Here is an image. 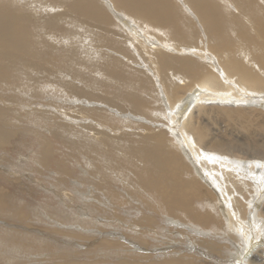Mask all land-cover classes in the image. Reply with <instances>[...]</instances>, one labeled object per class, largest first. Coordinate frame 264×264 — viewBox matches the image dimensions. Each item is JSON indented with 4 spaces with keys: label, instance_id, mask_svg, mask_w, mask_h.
Returning a JSON list of instances; mask_svg holds the SVG:
<instances>
[{
    "label": "bare ground",
    "instance_id": "1",
    "mask_svg": "<svg viewBox=\"0 0 264 264\" xmlns=\"http://www.w3.org/2000/svg\"><path fill=\"white\" fill-rule=\"evenodd\" d=\"M62 22L70 60L82 52L81 68L115 85L128 80L133 92L117 91L120 104L101 101L91 84L90 98L70 96L69 135L85 147L118 149L126 161L112 164L98 152L102 166L90 157L86 169L77 164L70 187L66 169L52 172L51 195L84 201L93 216L128 208L125 230L97 231L101 247L143 251L119 264H264V0H0V80L2 62L33 57L31 24L59 40ZM1 124L0 147L11 137ZM49 150L35 156L44 169ZM8 201L0 190V264L56 258L46 238L6 224ZM9 216L26 218L22 210ZM32 235L34 246L21 244Z\"/></svg>",
    "mask_w": 264,
    "mask_h": 264
},
{
    "label": "rangeland",
    "instance_id": "2",
    "mask_svg": "<svg viewBox=\"0 0 264 264\" xmlns=\"http://www.w3.org/2000/svg\"><path fill=\"white\" fill-rule=\"evenodd\" d=\"M29 30L32 34L29 52L33 54V57L26 58L28 61L24 65H11L8 64L9 61L7 60L2 62L4 69L2 79L0 80V120L3 119V122H0V124L9 123L8 128L11 135L8 142L0 147V190L7 196L10 206L6 212L8 216L4 217L7 223L4 222L6 224L14 223V226H10L14 229L22 227V232L28 235L32 230L30 234L34 231L35 237L43 238L44 240L46 238L51 243H46V246L51 248L48 250L50 252L53 251V254L55 252L56 255L58 254L56 258L52 257L50 260H46L47 257L44 254L42 257L37 258L38 262L33 260L35 258L33 255H30L29 257L32 258H26L27 262L24 264L124 263L121 260H124L125 255H130L134 252L143 253V251L133 247L130 243L128 244V250H111L101 247L98 232L104 230L112 233L117 230L116 227L118 226H124L125 228L120 229L125 230L127 219L129 218V213H127L128 208L125 206L121 207L125 211L115 214L114 212H110L111 210L108 211L109 208L104 207L102 213L93 216V214L85 210L84 201L76 200L74 202L71 200L67 201L63 196L61 198L53 197L51 194L55 186H53L52 182L56 183V181H51V179L54 177L52 172L60 175L66 169L68 174L66 177L64 176L66 180L65 185H71V179H76L81 174V170L79 166L77 167V164L83 165V169H86L84 165L85 159H89L88 157L96 160V163L102 166V157L98 154L96 155L98 152L103 155L105 153L111 163L113 162L114 164L118 162V164H122L126 161L124 156L118 153V149L103 150L105 148L103 147L99 150L96 146V148L93 145L85 147L80 141H76L75 136L69 135L68 131L72 134L73 130L70 125L65 123L63 113L65 112L71 118L76 116L74 107L68 100H71L70 96L73 95L79 96V98L82 96L81 98L84 99L90 98L91 96L87 94V86L89 84L99 86L96 93L93 92L92 94L98 93L101 95L100 98L103 99H100L101 101L107 102V100H111L112 104L120 102L114 95L117 91L120 90L127 93L128 91L133 92V90L127 86L128 80L122 81L121 85H115L106 78L100 79L94 72L81 68L79 63L83 57L82 52L78 53V56H74L73 61L70 60V51L66 48L67 45L62 44L63 40L61 38L65 34V31L68 30V24L60 23V28L55 30L54 34L60 41L44 34L38 24H31ZM75 38L78 42L86 43V40L84 41L80 36ZM42 59L47 60V62H42ZM49 85L51 88L58 87V90H62L63 92H58V90L50 91V88L47 87ZM45 87L49 90L45 89ZM78 123L74 127H79L78 130H81L85 124H80L81 126H79ZM44 147H49L50 149L49 162L45 169L36 160L37 157H35L41 154ZM186 162L188 161L186 160ZM243 162V164H246V161ZM249 162L252 163L250 159L247 163ZM18 164L20 168L17 166ZM19 169L20 171H18ZM14 178L16 180H13ZM18 210L24 211L26 217L21 221L22 223L15 219L12 220L9 216ZM105 213L107 214L105 215ZM91 216H93V220L90 221L93 223L88 222V217L90 218ZM67 221L81 226L83 231L81 233L71 231L73 229L71 228L72 226L69 229L70 231L67 232L58 230L59 228L56 227L57 224L55 223ZM101 222L103 225H101ZM110 223L111 225H109ZM2 226L1 224L0 227ZM57 230L65 234L66 237L63 234L54 232ZM207 233L210 232L207 231ZM68 234H73L75 237L69 238ZM34 236H30L31 239L23 236L24 241L21 244L25 246L26 243H31L33 245ZM102 236L107 237L106 235ZM261 236L264 237L263 234ZM245 244V242H240L239 254L245 252V249H243ZM260 245L264 246V243ZM33 248L34 251L41 250ZM257 249L258 247L254 248V250ZM253 254L249 255V257L253 256Z\"/></svg>",
    "mask_w": 264,
    "mask_h": 264
}]
</instances>
